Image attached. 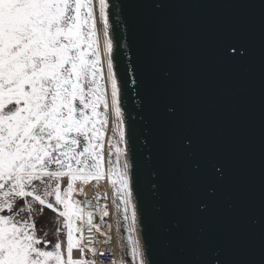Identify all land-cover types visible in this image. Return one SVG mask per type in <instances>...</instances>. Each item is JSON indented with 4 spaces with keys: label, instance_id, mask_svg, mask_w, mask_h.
I'll return each mask as SVG.
<instances>
[{
    "label": "water",
    "instance_id": "1",
    "mask_svg": "<svg viewBox=\"0 0 264 264\" xmlns=\"http://www.w3.org/2000/svg\"><path fill=\"white\" fill-rule=\"evenodd\" d=\"M111 4L139 85L125 107L153 264H264V0Z\"/></svg>",
    "mask_w": 264,
    "mask_h": 264
},
{
    "label": "snow or ice",
    "instance_id": "2",
    "mask_svg": "<svg viewBox=\"0 0 264 264\" xmlns=\"http://www.w3.org/2000/svg\"><path fill=\"white\" fill-rule=\"evenodd\" d=\"M120 12L111 0H0V264H95L84 256L96 249L82 233L101 232L109 212L100 200L109 198L79 197L104 180L133 264H153L147 245L132 236L140 229L125 100L139 85L134 68L118 67L110 17ZM32 202L60 218L55 234H65L66 256L59 239L49 249L31 215L21 218L34 211Z\"/></svg>",
    "mask_w": 264,
    "mask_h": 264
},
{
    "label": "built area",
    "instance_id": "3",
    "mask_svg": "<svg viewBox=\"0 0 264 264\" xmlns=\"http://www.w3.org/2000/svg\"><path fill=\"white\" fill-rule=\"evenodd\" d=\"M100 203L102 205H107L108 202L101 199ZM107 210L109 216L106 217L104 223L101 224V232H97L95 229L89 231L87 228L83 230V244L95 247L96 253L94 257L93 254L88 251V253H90L89 258H93L95 264H125L122 244L118 245L115 238V231L117 230L118 233L120 232V223L118 224L117 221H121V218L117 211L113 213L108 205ZM94 223H99L98 217H94ZM109 225L111 227H109ZM78 256L79 255H77V257Z\"/></svg>",
    "mask_w": 264,
    "mask_h": 264
},
{
    "label": "rangeland",
    "instance_id": "4",
    "mask_svg": "<svg viewBox=\"0 0 264 264\" xmlns=\"http://www.w3.org/2000/svg\"><path fill=\"white\" fill-rule=\"evenodd\" d=\"M86 189H89V191ZM86 189L84 187L86 194H85L83 199H85V197H86V199H90V200L92 199L94 201L95 199L92 198V195L94 194L96 196L98 193H100V192L102 193L101 189L92 190L89 187H86ZM90 193H91V195H90ZM29 201L31 202V198H29ZM32 203H33L34 211L32 213H28L27 211H25L24 213L21 214V218H27L29 215H31L35 220L38 236H40L43 239L50 242V244L48 246L49 249L52 247V245H54L57 242V239H59V241L62 243V250H65V256H66V236L63 232H61L59 237H57L55 234L56 228L60 226L59 222H58L60 218H58L56 216V214H54L53 212L47 211V213H46V208L43 210V213L41 214L40 206L35 202H32ZM22 206H23V201H17V205H16L17 209L22 207ZM45 214H47L49 227L47 228V230L43 231V228H41V229L39 228V220L41 219V217L45 216ZM52 216H53V219H52ZM56 219H57V221H56ZM45 232L47 233L46 236L44 235ZM132 235H133L134 239H139L138 236L134 232L132 233ZM41 247H43V245H41ZM77 255H79V256L77 257ZM84 256L89 258L90 253H88V251L86 250L84 253ZM73 258L74 259L81 258V252L79 251V249L73 250Z\"/></svg>",
    "mask_w": 264,
    "mask_h": 264
},
{
    "label": "bare ground",
    "instance_id": "5",
    "mask_svg": "<svg viewBox=\"0 0 264 264\" xmlns=\"http://www.w3.org/2000/svg\"><path fill=\"white\" fill-rule=\"evenodd\" d=\"M85 187V189H86V187H89L90 189H92V190H96V189H101V191H102V193L100 194V193H98V194H100V195H102V197L106 194L107 196H108V200H104V201H107L108 203H107V205L109 206V208H110V210L113 212V213H115V211H116V208H115V205H113L112 204V202H111V196H112V190H111V186H110V184L107 182V180H104V181H101L99 184H97L96 182H91L90 184H88V185H86V186H84ZM86 190H88L89 191V189H86ZM84 192H85V190H84ZM86 194V193H85ZM96 194V193H95ZM90 195H91V193H90ZM96 197H97V195L95 196L94 194L92 195V198H94L95 200L93 201L92 199V201H93V203H95L96 202ZM80 199H83L84 198V196L83 197H79ZM85 199H86V197H85ZM113 227V226H112ZM138 228H139V224H138ZM140 229V228H139ZM115 238H116V241L118 242V245H121L122 244V241H121V234H120V232L118 233V231L116 230L115 231ZM137 236H138V238L141 240V242H142V238H141V233H140V231H137V232H134ZM137 238V237H136Z\"/></svg>",
    "mask_w": 264,
    "mask_h": 264
},
{
    "label": "trees",
    "instance_id": "6",
    "mask_svg": "<svg viewBox=\"0 0 264 264\" xmlns=\"http://www.w3.org/2000/svg\"><path fill=\"white\" fill-rule=\"evenodd\" d=\"M48 212H52L49 209H46V213ZM119 216L121 218L120 221V232H121V241H122V247H123V254H124V259H125V264H133V261L131 260V257L129 255V249L127 247L126 244V240H125V232H124V225L122 222V217L121 214L119 213ZM53 219V216H52ZM57 221V219H56ZM49 227L48 224V218H47V214H45V216L41 217V219L39 220V228H43V231L47 230V228ZM133 236V235H132Z\"/></svg>",
    "mask_w": 264,
    "mask_h": 264
}]
</instances>
